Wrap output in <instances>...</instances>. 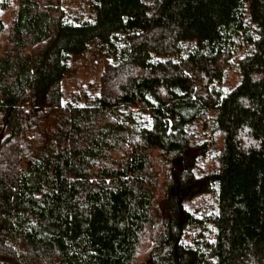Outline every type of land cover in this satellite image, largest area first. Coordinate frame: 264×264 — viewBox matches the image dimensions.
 I'll return each mask as SVG.
<instances>
[{"label":"trees","instance_id":"1","mask_svg":"<svg viewBox=\"0 0 264 264\" xmlns=\"http://www.w3.org/2000/svg\"><path fill=\"white\" fill-rule=\"evenodd\" d=\"M80 10L0 0V264H264V0Z\"/></svg>","mask_w":264,"mask_h":264},{"label":"rangeland","instance_id":"2","mask_svg":"<svg viewBox=\"0 0 264 264\" xmlns=\"http://www.w3.org/2000/svg\"><path fill=\"white\" fill-rule=\"evenodd\" d=\"M83 0H69L70 12L79 13L80 5ZM85 11L86 8H83ZM80 10V11H79ZM101 53L97 48L90 47L83 54H76L71 57L70 68L65 77V87L68 93H72L75 90L92 91L94 87L93 81L96 80L97 74L100 70L102 62ZM90 84V85H89Z\"/></svg>","mask_w":264,"mask_h":264}]
</instances>
